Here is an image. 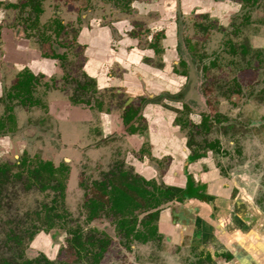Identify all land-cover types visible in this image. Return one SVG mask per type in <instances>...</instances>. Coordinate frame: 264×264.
Returning <instances> with one entry per match:
<instances>
[{
  "label": "flooded vegetation",
  "instance_id": "flooded-vegetation-1",
  "mask_svg": "<svg viewBox=\"0 0 264 264\" xmlns=\"http://www.w3.org/2000/svg\"><path fill=\"white\" fill-rule=\"evenodd\" d=\"M112 1H115L112 7L113 10L108 12V16H103L99 14V10H104L103 4L94 0H81V4H79V0H0V68L2 71L0 73V103L5 105V110L0 113V141L3 143L5 141L3 139L10 138L16 131L17 118L21 114L17 108H22L23 111L28 113L34 108H44L52 112V105L60 100L59 90L61 86L58 84L59 75H64L62 77L66 79L70 77V73L72 74L73 71L78 70L82 72L85 79L84 81L83 79H78L79 87L82 90L88 89L92 83L93 85H91H95L97 90L112 88L121 93V95L125 94L124 105L121 107L120 112L116 113L118 115L117 122L115 121L116 117L113 120L110 119L114 122V129L110 128L109 121L106 122V115L108 114L106 112H102L101 116L97 118L93 115L92 122H88L92 125L86 124L83 120H78V116L75 115L71 121L62 122L64 126L61 128L64 131L62 130L63 132L61 131V135L56 137V139L60 142L61 152L65 149H73L70 148V144H72L73 139H79L80 137H82V146H80L83 148L82 150L81 148L77 150L81 153L85 152V148L98 150L107 148L106 142L108 138L116 142V148H132L127 151L129 159L127 157L125 159L129 168L110 173L105 181L98 182L97 195L87 198L85 203L89 210L87 221L90 223L98 219L102 216V213L111 214L115 217V230H117L119 235H123L128 239L129 247H131L130 243L132 241H140L142 243L159 241L163 243L165 242V235L160 230V221L162 214L166 210L170 209L171 211V207L175 203H184L191 199L208 204L214 201L215 197L208 192L206 183L201 182L198 178L200 173L191 170L190 165L197 160L209 157L208 159H212L220 172L227 176H230L231 173L228 171L227 166L220 162L218 165L214 159L215 156L223 157L222 155L226 154L220 139L216 138L202 145L197 142L194 134L186 135L184 133L187 127H193L195 134L198 131L201 132L200 129L202 128L205 130L204 134H210L213 126H217L219 123L225 124L218 117H214L211 114L196 112L198 110L194 100V106L185 103V100L191 98L194 94L199 95L197 90L199 80L194 78L193 70L201 64L195 61V57H192L191 64L181 49V39H179L182 34L181 24L184 14L199 13V8L203 7L204 3L198 0L196 3L194 1L175 0L176 15L175 20H173L171 18L172 11L170 10L172 7L171 0H161L160 7L155 9V13L159 16L158 22L156 24L152 21L143 22L145 26L143 27L140 26L142 24L138 25L137 20L132 22L130 18L132 16L137 17L140 14L139 12H141L138 0ZM215 1L220 5L234 2L240 3L244 7L243 11L249 12L250 9L259 7L260 2L264 0ZM106 2L109 3L110 0H106ZM143 6L146 5L143 4ZM117 10L119 13H116ZM83 11H86L87 14H83ZM208 12V10L201 11L200 14ZM123 13L125 15L124 18L120 17ZM150 13L152 14V12H148L145 16H152ZM245 17L249 18L247 15ZM174 23L177 24V32L173 34ZM154 28L158 29L154 31ZM144 36L149 41V44L142 43ZM160 37L162 38L161 48L157 44V40ZM100 48L110 52V55H107L108 60L104 62L103 66H106L112 74L121 75L124 73L122 69L125 66L121 63L120 52L131 53L133 50L140 49L141 51L138 54H142V62L150 70L148 79L162 82L164 89L128 94L122 88L101 87L97 79L88 73L90 66L101 65L103 62L101 60L103 58L96 56ZM192 48L190 43L189 49L193 50ZM8 56L17 59L12 67L7 64L6 58ZM73 67H77V69L73 70ZM201 68L206 70L208 67L202 66ZM152 70H155V72L161 71L162 73H152ZM42 78L47 80L42 83ZM40 84H44L45 88L42 92V97L38 96L37 90ZM204 90L206 91V89ZM239 91L240 89L236 94ZM259 93L252 95V99L260 100L263 98L264 91L261 90ZM43 98H49V100L45 103L42 100ZM68 101L65 102V105L71 103ZM71 101L75 105L82 103L92 105L90 100H79L71 97ZM260 101L264 102L263 99ZM150 104H161L167 110L165 115L167 117L162 119L160 117L158 122L162 120L164 127L169 124L175 137L181 142L184 141V145L180 148L188 150L187 158L183 159L184 157L175 153H167V147L171 148L175 145V148H179V144L176 146L175 141L171 142V146L169 144L166 146L160 144L161 147L166 148L163 152L159 148H155L158 145L154 146L152 143L150 134L151 121L150 117L145 113V108ZM184 109L189 110L188 119L181 114ZM32 114L34 113L31 112L30 116ZM50 118L53 123L54 117L51 114ZM47 119L45 115H40V118H36L42 124ZM80 121L83 122L80 124ZM234 126V124L231 125L232 128ZM83 130L86 131V134H83V136L78 135L79 132L82 134ZM200 134H203V131ZM20 135L23 137L20 139L23 143L27 141L28 137L24 131ZM41 135L43 137L40 135L38 137L43 143L47 144L45 133H41ZM56 139L53 137L52 141L49 142L50 144L44 147L50 148L51 153L60 154L61 152L57 150L58 141ZM86 140L94 141V145L89 147L84 143ZM0 146V148H14V145L3 144ZM23 153L24 155L21 159L14 162L18 167L16 175L27 174L31 182L40 184L43 189L49 187L63 194L71 171L69 165L71 161L63 157L61 158L62 161L56 164L52 158V160L44 159L40 156L32 158L28 156L25 149ZM185 160L189 162L187 165L184 164ZM10 164L0 165V172L9 171L11 168ZM43 164L50 165L54 169H61L59 178L62 179L63 189L57 188L60 181L55 178L42 179L44 181L40 182V177L35 178L34 174H31V170H34L35 167H41ZM113 181L120 185H127L130 194L137 198L139 195L137 187H139L144 195L143 198L146 200V204L140 211L134 210L129 216L130 223H135V229L131 234H128L119 225V220L122 217L121 213L110 209L109 202H103L105 197H102V189L104 186L110 189ZM93 199L101 200L103 205L99 208L97 216L90 219L92 209L90 202ZM145 222L149 223L144 224ZM151 226L157 227L155 235H151L147 230ZM92 230L98 231L95 228ZM73 231L81 232L82 239L88 250L86 257H80L75 253L76 262L93 259V263L97 264L105 249V245L111 239L110 233L101 231L102 235L97 236L94 233L95 235L85 239L82 229L69 230L70 237L68 241L71 247H73L71 241L74 236ZM138 231L143 232V234L146 233V236L141 235L140 238H137L135 234ZM90 241H93L94 244H90ZM191 249L192 252L189 255L194 257V261L192 260L190 264H217L211 252L205 247L196 246ZM97 252H101V255L95 257L94 255ZM226 257L231 259L232 255L228 253ZM59 262L61 261L47 258V264H60ZM69 264L72 263L69 262Z\"/></svg>",
  "mask_w": 264,
  "mask_h": 264
},
{
  "label": "rangeland",
  "instance_id": "rangeland-1",
  "mask_svg": "<svg viewBox=\"0 0 264 264\" xmlns=\"http://www.w3.org/2000/svg\"><path fill=\"white\" fill-rule=\"evenodd\" d=\"M94 1L103 4L104 10H99V14L103 16L112 11L115 4L112 0L109 3L106 0ZM193 1L204 3V8L198 7L199 13L183 15L182 34L179 39L180 47L190 63L192 64V57H195V61L201 64L196 67L197 70L195 68L193 70L194 78L199 80L197 83L199 97L194 94L191 98H186L185 103L194 106V100L198 110L196 112L211 114L225 124L213 126L210 134H204L203 128L200 129L203 134L199 131L195 134L193 127H187L184 133L194 134L197 142L202 145L207 141L220 139L226 154L224 153L223 157L215 156V161L218 165L223 163L227 166L228 171L234 172L233 176L238 173L241 177L244 176V184L241 185L243 191L234 189V198H240V195L247 198L245 193H250L254 196L255 204L264 207V102L260 101L264 100V96L260 100L252 99V95L264 91V1L249 12L243 11L244 7L236 2L220 5L215 0H186ZM171 2V18L175 20V0ZM160 4L161 0H138L141 12L137 17H130L132 22L137 20L138 25L142 24L140 26L143 27H145L143 22L152 21L156 24L159 16L155 9L160 7ZM207 10L210 13L200 14L201 11ZM148 12H152L150 13L152 16L146 17ZM83 14L87 12L83 11ZM124 16L123 13L120 17ZM173 26L174 34L177 32V24L174 23ZM158 28H154V31ZM157 41L161 48L162 38ZM142 43L149 44L145 36ZM190 43L193 50L189 49ZM202 66L208 68L205 70L201 68ZM72 69L76 70L77 67ZM62 76L64 75L58 77L61 101L52 105V112L44 108H34L31 111L34 114L30 116L31 112H25L17 106L21 114L17 118L16 131L10 138L3 139L5 140L3 143L0 141V145H14V148H0V165L11 163L9 171L0 172V264L3 261L10 264H47V258L72 264H94L93 259L76 262L73 247L68 241L69 230L75 229H82L85 239L95 235L94 233L100 236L101 231L110 233L111 239L105 245L97 264H190L194 258L189 255L192 249L170 247L167 242L132 241L129 247L128 239L115 230V217L111 214L102 213L98 219L90 223L87 221L89 215V210L85 206L87 198L97 195L98 182L105 181L110 173L129 168L125 159L126 157L129 159L127 151L132 148H116V142L108 138L107 148L100 150L85 148V152L81 153L77 150L83 148L80 137L73 139L70 144V148L73 149L61 152L60 142L56 137L61 135L62 130L64 131L61 128L64 126L62 122L71 121L75 115L78 116H76L78 120L91 124L88 122H92L93 115L97 118L102 112H106L108 118L113 120L116 117L117 122L116 113L120 112L124 105L126 95H121L112 88L97 90L92 83L88 89L82 90L78 79L83 81L85 79L78 70L70 73V77L66 79ZM44 80L47 79L42 78V83ZM43 85H38L40 97L45 90ZM71 97L90 100L92 105L89 103L75 105ZM42 100L46 103L49 98ZM67 101L72 104L65 105ZM4 110L5 105L0 103V113ZM50 114L54 117L53 123ZM181 114L188 119L189 110L184 109ZM40 115L48 118L43 124L40 119L36 120ZM111 120L109 125L114 129L115 125ZM233 124L234 128L231 127ZM23 131L28 137L24 143L20 140L23 138L20 135ZM41 133H45L47 144H50L53 137L58 141L57 150L61 152L60 154L51 153L50 148H45L47 144L38 137L39 135L43 137ZM83 134H86L85 130L78 135ZM51 136L53 137L50 138ZM93 142L86 140L84 143L91 147L94 145ZM24 149L32 158L34 156L52 158L56 164L62 161L63 157L71 161L69 164L71 171L63 194L49 187L43 189L40 184L31 182L27 174L16 175L18 167L14 162L21 159ZM49 226L50 230L47 231ZM93 228L98 231L92 230ZM27 259L31 262H27Z\"/></svg>",
  "mask_w": 264,
  "mask_h": 264
},
{
  "label": "crops",
  "instance_id": "crops-1",
  "mask_svg": "<svg viewBox=\"0 0 264 264\" xmlns=\"http://www.w3.org/2000/svg\"><path fill=\"white\" fill-rule=\"evenodd\" d=\"M98 50L100 51L96 56L103 58V62L101 65L90 66L88 73L97 79L101 87L122 88L128 94L164 89L162 82L148 79L150 70L142 62V54H138L140 49L131 53L120 52L121 63L125 66L122 69L123 75L109 72L103 64L108 60L107 55H110V52L101 48ZM6 59L11 67L17 61L15 57L8 56ZM152 73L162 72L154 70ZM166 112L161 104H150L145 108V113L151 121L152 143L154 146L158 145L155 148L163 152L166 148L160 144L166 146L175 141L179 148H175V145L167 147V153H175L185 159L189 152L180 148L184 141L181 142L175 137L169 124L164 127L162 120L158 122L160 117H167ZM107 120L110 118L106 115V122ZM208 158L195 161L190 165V169L200 173L198 178L206 183L208 192L215 197L213 203L191 199L184 203H175L171 211L166 210L160 221V230L165 235V242L178 249L205 247L217 264H264V207L257 206L254 196L250 193H245L247 198L240 195V198L235 199L234 189L243 191L241 185L244 184V176L241 177L240 173L233 176V171L227 176L220 172L211 158ZM188 163V160L184 161L185 165ZM228 253L232 255L231 259H227Z\"/></svg>",
  "mask_w": 264,
  "mask_h": 264
},
{
  "label": "trees",
  "instance_id": "trees-1",
  "mask_svg": "<svg viewBox=\"0 0 264 264\" xmlns=\"http://www.w3.org/2000/svg\"><path fill=\"white\" fill-rule=\"evenodd\" d=\"M61 173V169H54L52 166L48 165H42L41 167H35L34 170H31V174H34L35 178H41L40 182L44 181L42 179H50L55 178L60 181V184L57 188L63 189L62 179L59 178ZM111 188L107 189V187H103L102 189V197H105L103 202H109L110 203V209L117 211L121 213V219L119 220L120 227L125 230L128 234L133 233V230L135 229V223H130V214L133 213L134 210L140 211L144 204H146L145 198H143L142 190L138 189V198L135 196H132L130 194V191L127 187V185H120L116 182H111ZM45 187V185H44ZM103 202L98 199H93L90 202V205L92 207L90 219H93L97 216V212L99 208L102 207ZM149 222H145L144 224H148ZM50 230V226L47 228V231ZM148 232L151 235H155L157 233V227L151 226L148 229ZM73 238H71L72 244H73V250L74 253H76L80 257H86L88 255L87 247L82 239V234L80 231H73ZM143 232L138 231L135 236L137 238H140ZM90 244H94L93 241L89 242ZM101 255V252L95 253V257H98ZM27 262H31V260L27 259ZM60 264H69L67 261H61ZM2 264H10L6 261H3Z\"/></svg>",
  "mask_w": 264,
  "mask_h": 264
}]
</instances>
